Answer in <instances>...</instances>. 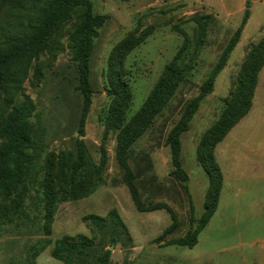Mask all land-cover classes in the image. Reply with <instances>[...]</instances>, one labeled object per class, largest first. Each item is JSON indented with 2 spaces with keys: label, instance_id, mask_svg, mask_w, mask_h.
Masks as SVG:
<instances>
[{
  "label": "rangeland",
  "instance_id": "rangeland-1",
  "mask_svg": "<svg viewBox=\"0 0 264 264\" xmlns=\"http://www.w3.org/2000/svg\"><path fill=\"white\" fill-rule=\"evenodd\" d=\"M10 1H0V28H6L2 42L23 38L29 32L28 20L37 14L33 0H26V10L12 18ZM90 8L93 15L104 16L105 21L89 54L91 96L85 115L78 67L69 41L77 24L75 17L52 36L49 43L57 51H45L30 62L19 60L12 69V83L0 91V119L25 98L33 105L28 119L33 141L27 166L29 188L33 187L27 199L25 195L19 213L13 209V200L0 198V264H96L106 251L110 253L109 264H263L260 247L264 236V67L258 75L250 112L214 150L224 181L215 214L194 247L164 244L197 226V222L190 223L189 199L195 221L203 213L208 177L197 161L198 146L233 97L247 55L264 38V0H91ZM245 12L248 18L238 43L215 78L212 93L201 101L188 130L180 137L181 167L188 176L185 190L171 174L167 135L186 105L199 94L241 26ZM197 15L210 17L201 43H197L196 26L190 21ZM174 26L182 29L189 40L182 63L187 67V79L130 148L127 158L143 206L165 204L177 218L175 231L158 240L171 225V219L164 210H136L115 159L117 133L106 131L104 126L112 100L108 93V66L114 49L124 40L132 42L153 29L123 63V77L132 94L126 112L129 120L182 43L183 36L172 29ZM24 69L27 75L21 81ZM78 141L84 143L87 153L80 171L83 174L92 172L90 162L99 163L102 149L105 151L103 177L90 196L65 202H59L58 196L50 235L44 236L45 204L40 186L47 177L59 176L66 163L72 165L77 161ZM112 210L121 224L110 215ZM90 214L105 220L84 222L83 217ZM76 235L92 241L85 254L65 252L67 263L53 259L55 242ZM255 241L258 242L252 247Z\"/></svg>",
  "mask_w": 264,
  "mask_h": 264
},
{
  "label": "trees",
  "instance_id": "trees-1",
  "mask_svg": "<svg viewBox=\"0 0 264 264\" xmlns=\"http://www.w3.org/2000/svg\"><path fill=\"white\" fill-rule=\"evenodd\" d=\"M90 1L45 0L41 3L38 0H33L32 5L37 14L27 22L29 32L25 33L21 39L8 40L7 42L0 41V91H3L12 83V69L19 60L23 59L26 62H30L33 59H38L45 51H52V53L57 51L58 48L54 44L49 43L52 36L63 24L75 17L77 24L70 34L69 41L74 61L78 67L79 88L84 100L83 115H85L91 96L88 68L89 54L93 39L105 21L104 16L91 13ZM9 4L13 12L12 18L14 15L26 10V0H11ZM247 18L248 13L245 12L241 26L229 40L218 62L201 86L199 94L186 105L179 120L167 135L166 144L169 148L171 166L173 167L171 174L184 185L185 190L187 189L185 184L188 182V176L181 167L180 137L182 133L188 130V124L201 101L205 96L212 93L215 78L224 68L231 51L238 43L242 27L245 25ZM209 20V16L202 15L190 18V21L196 26L197 43L202 42ZM172 29L183 36L182 43L172 59L165 65L138 111L129 120L126 119V112L130 107L132 94L123 77V63L127 55L143 43L153 32V29L149 28L132 42L124 40L114 49L108 66V93L112 100L104 124L106 131L117 133L115 159L123 171V183L129 191L136 210L142 213L164 210L171 219V225L163 231L158 240L175 231L177 218L171 208L165 204L143 206L135 183V176L128 166L127 158L130 148L167 106L178 86L187 79V67L182 65V63L189 49V40L182 29L176 26L172 27ZM5 30V27L0 28V39ZM263 67L264 38L247 55L242 64L233 97L225 105L217 121L204 133L200 140L197 150V161L208 177V188L203 203V213L198 218V221L194 219V208L189 199L190 223L197 222V226L193 231H188L180 238L168 240L164 246L194 247L197 244V237L215 214L222 190L223 176L216 162L214 150L240 120L250 112L257 87L258 75ZM26 72L27 69H24L21 74V81L26 77ZM32 112V102L29 98H25L24 102L14 107L8 116L0 119V198L2 200H13V209L16 213H19L25 195L27 199L28 192L33 187L29 188L27 179V166L30 158L29 149L33 141L28 119ZM79 133L82 135L83 131L80 130ZM77 146V161L72 165L66 163L59 176L51 179L47 177L45 182H49V184L42 182L40 186L42 199H44L45 204L43 218L46 224L44 236L50 235L57 197L61 196L58 199L59 202H65L90 196L96 191L100 185L101 177H103L107 163L105 151L102 149L103 153L99 163L92 164L90 162L92 172L83 174L80 171L87 161V153L82 141H78ZM110 215L117 218L121 224L115 210H112ZM89 220L98 223L103 222L105 219L93 214L83 217L84 222ZM74 240H77V242H73ZM91 246L92 241L83 235L64 237L55 242L51 256L55 260L67 263L64 256L65 252L84 255L87 247ZM109 256L110 253L108 251L104 252L97 258L96 264H109Z\"/></svg>",
  "mask_w": 264,
  "mask_h": 264
},
{
  "label": "crops",
  "instance_id": "crops-1",
  "mask_svg": "<svg viewBox=\"0 0 264 264\" xmlns=\"http://www.w3.org/2000/svg\"><path fill=\"white\" fill-rule=\"evenodd\" d=\"M237 160H238V158H237ZM237 173H238V171H236L235 172V176L237 175ZM223 184H224V181H223ZM223 184H222V188H223ZM222 191V190H221ZM220 201H221V193H220V197H219V201H218V204L220 203ZM217 208H218V206H217ZM263 226H264V224H263ZM264 229V228H263ZM256 242H258V241H255L254 243H252V247H254L255 246V243ZM262 245H261V247H260V251H261V256L264 258V236H263V238H262ZM254 245V246H253ZM264 264V263H263Z\"/></svg>",
  "mask_w": 264,
  "mask_h": 264
}]
</instances>
